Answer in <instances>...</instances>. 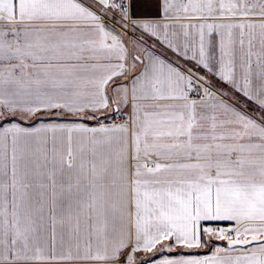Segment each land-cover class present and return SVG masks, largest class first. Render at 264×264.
<instances>
[{"label": "snow or ice", "instance_id": "obj_1", "mask_svg": "<svg viewBox=\"0 0 264 264\" xmlns=\"http://www.w3.org/2000/svg\"><path fill=\"white\" fill-rule=\"evenodd\" d=\"M0 264H264V0H0Z\"/></svg>", "mask_w": 264, "mask_h": 264}]
</instances>
